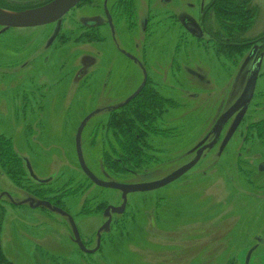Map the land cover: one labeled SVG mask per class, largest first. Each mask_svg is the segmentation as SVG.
I'll return each mask as SVG.
<instances>
[{"label":"rangeland","instance_id":"rangeland-1","mask_svg":"<svg viewBox=\"0 0 264 264\" xmlns=\"http://www.w3.org/2000/svg\"><path fill=\"white\" fill-rule=\"evenodd\" d=\"M13 1L16 6L5 1L6 8L21 11L19 6L46 0ZM202 1L171 0L177 11L193 19L199 18ZM101 4L84 0L56 25L0 36L2 253L12 264H264V172L258 171L260 164L264 167V139L242 144L239 137L242 123L264 121V110H256L263 105L254 103L255 98L236 130L240 119L227 120L219 140L198 160L201 142L213 140L215 122L245 82L248 68L234 65L241 51L227 48L224 60H218L191 40L171 58L172 44L163 35L147 52L146 63L132 61L123 54L140 58L141 47L133 49L139 33L135 24L129 26L121 16L118 33L111 35L105 19L95 18L102 15ZM250 5L256 16L248 32L237 36L256 41L264 33V0H251ZM83 18H95L102 26L84 33ZM210 24L214 26L212 20ZM94 34L98 41L91 40ZM95 47L101 54L89 56L86 52ZM23 63H28L26 69ZM30 67L33 81L21 77ZM142 69L151 83L159 84V97L166 103L160 104L168 114L158 118L141 98L123 107L140 84ZM193 72L200 81L191 77ZM208 72L210 87H205ZM258 78L255 94L264 90V57ZM113 81L121 87L112 86ZM193 93L196 100H190ZM136 103L148 108L149 120L168 129L153 132L157 138L147 140L150 150L135 157L118 154L109 164L103 154L109 137L101 128L89 136L90 124L111 119L117 133V117ZM77 139L86 167L99 179L119 184L158 180L194 164L168 186L130 193L124 203L120 191L98 187L84 174ZM132 143L136 148L138 140L131 136L129 154L135 153ZM15 152L27 156L35 177L47 182L26 188L24 172L15 168ZM37 190L43 197H37ZM124 222L126 230L120 228Z\"/></svg>","mask_w":264,"mask_h":264},{"label":"flooded vegetation","instance_id":"flooded-vegetation-1","mask_svg":"<svg viewBox=\"0 0 264 264\" xmlns=\"http://www.w3.org/2000/svg\"><path fill=\"white\" fill-rule=\"evenodd\" d=\"M9 2L11 5L16 6V1L13 0H0V9L1 10H10L12 12H24V11H30V10H35L38 9L48 3H50L53 0H46L44 2L34 4L33 7H24V6H19V10H12V9H7V2ZM92 1V0H91ZM110 1L107 2L105 0H102L101 4V11L102 15H97L95 18L98 19H105L104 20V25L106 28H108L109 33L112 35L117 32V24H118V19L122 16L124 19H121L123 22L127 23L129 26L135 24V28L138 30V42L135 43V46L133 49L134 51H137L139 47H141V55L139 59H136L132 55H127V53L124 51L123 56L127 58H131L130 60H136V61H141L146 63V54L149 50L152 48L154 49V41L159 40L161 38H164L167 40L168 43H171V58L176 55L177 53V48H179V45H186L184 46H189L191 45V40L195 41L196 43L200 44L202 50H205L206 52L212 51L213 54H211L212 58L214 59H223L224 60V54L222 51H226L227 48L229 49H235L241 51V54L239 58L237 59L238 62L234 63L235 66L238 68L244 69L248 68L247 75L245 78V82L240 87L239 92L236 93L235 97L233 98V101L229 103L228 107L226 110H224L223 113L220 114V116L224 113H226L232 106L237 105V109L233 112V114L227 119L229 120L230 118L235 119V123L240 119L239 123L235 125V130L236 128L240 125L241 120L247 116V110L249 105L255 100L254 103L263 105L259 109L256 110H264V90H261V92H257L255 94L256 90V84L258 81V77L263 65V57H264V33L258 36L256 41H251L248 40L250 39L249 37L246 36H237L241 33H247L248 29L250 28L249 22L253 20V18L256 16V12L254 8L250 5L251 0H203L202 5L199 8V18L198 19H193L192 17L188 15H184L183 12L177 11L176 8L172 6L173 2L171 0H108ZM84 3V0H81L77 5H75L72 9H70L63 17H61L59 20L46 24L43 26L39 27H29V28H11V27H2L0 26V36H2V33L5 31H11L15 32L17 34H22L23 30H37L41 29L44 27L52 26L58 24L60 21L65 19L69 14H71L75 9L80 7ZM244 3L245 5L243 6ZM9 7H12L8 5ZM241 6L244 9V14H243V19H241L240 25L237 29L232 26V21H235L237 18V13H239ZM219 7L218 9H216ZM119 11V12H118ZM118 12V13H116ZM132 15V16H131ZM241 17V18H242ZM85 19L83 18V24L82 28L85 30L83 31L84 33L88 32L89 30H92L94 28H97L98 26L101 27L102 23L101 21L97 19ZM101 19V20H102ZM210 20L214 22V26L210 24ZM243 20V21H242ZM101 24V25H100ZM242 28V29H241ZM171 31V35L169 37H166V33ZM160 32V33H159ZM179 32V34H178ZM65 33V31L63 32ZM88 34V33H87ZM81 35V34H80ZM204 37H206L204 39ZM95 38L98 41V36L94 34L91 36V40L94 42ZM156 38V39H155ZM62 41H65L64 37H61ZM117 41V39H116ZM60 42V41H59ZM140 42V43H139ZM201 42V43H200ZM118 43V41H117ZM121 43V42H120ZM88 45L92 43H86ZM259 44V47L256 48ZM184 46L180 49L183 51L186 49ZM191 47V46H190ZM220 50V56L216 55V51ZM84 51V50H83ZM190 52V51H189ZM90 53L89 56H97L100 55V51L95 47L93 49H89L88 52ZM84 53V54H86ZM205 56V54H202ZM228 59H231L227 56ZM234 59H231L232 61ZM236 61V60H234ZM28 63H23L21 65L22 69H26ZM238 64H241V66H238ZM183 67H186L185 65H182ZM32 67V66H31ZM31 67L28 68L25 72L22 73L21 77L25 78L27 81H33L36 78L35 72L31 70ZM220 67V66H219ZM224 67V66H223ZM201 71L205 73L204 67H198ZM199 71L198 69H196ZM194 74L191 75V77H194L198 79L197 76L200 77V75L197 72H193ZM111 73L110 71L107 73L105 79L106 84H110L108 81V76H110ZM255 80L254 84L252 87V90H246L247 84L251 76L255 75ZM83 74L79 73L77 78H81ZM86 75V73H85ZM197 75V76H196ZM209 76L210 73H207L208 79L205 80L206 83L204 84L205 87H210L208 86L209 82ZM35 77V78H34ZM141 82L137 86V88L134 90L133 94L131 97H128L122 104L123 107L129 106L130 104L134 103L137 99L142 100L145 105L148 104H153L154 105V111L156 113L157 111V105L160 106L162 113L158 116L161 117L164 113L168 114V111H165L160 103L166 104L163 99H161L159 96L161 95L160 93L162 92L160 89L159 84L156 83H151L149 80V74L147 71L142 69V75H141ZM87 78V77H86ZM85 78V79H86ZM116 83V84H115ZM112 86H117L118 88L121 87V83L119 81H116L111 84ZM103 86V85H102ZM123 86V83H122ZM138 91V92H137ZM137 94L135 95V93ZM113 93V92H112ZM120 92H115V94H119ZM117 97V95H114ZM193 97L190 98V100H196V96L193 93ZM110 99L112 98L109 95ZM164 98H167L166 96ZM170 100L172 99L171 97ZM195 98V99H194ZM13 103V102H12ZM13 105V104H12ZM152 107V105H151ZM144 110V109H143ZM259 114V113H258ZM257 114V115H258ZM256 115V114H255ZM219 116V117H220ZM218 117V119H219ZM128 118L133 121V123L137 126L138 132L134 128H131L129 130H126L124 132L117 131V133H114V128H111V119L102 122V121H94L90 124V129H89V136H92L93 130L96 128H101V131L106 132V136L109 138L106 140L107 144V149L103 151L104 154V159H108V163L112 164V160L117 161V156L118 154L121 155H130L132 157H135V155H138L137 152H146L150 150L151 144L147 142V140H153L152 138H157L155 135L156 133L153 134L147 127V122L145 120H137L135 117L131 116L129 114ZM217 119V120H218ZM175 120V119H174ZM227 120L223 123L222 128L224 124L227 122ZM34 122V121H33ZM246 122V121H245ZM144 123L145 125H142ZM216 123V122H215ZM34 124V123H33ZM110 124V125H109ZM243 124V129L240 131V139L242 141V144H247L252 140H261L264 139V121L262 120H250L246 122V124ZM215 125V124H214ZM43 127V126H41ZM155 127H160L161 130L155 129V131H162V129H168L164 128L161 124L156 125L154 123V128ZM97 130V129H96ZM173 130V129H172ZM98 131V130H97ZM98 131V133H100ZM87 135V136H88ZM100 136V135H99ZM135 138L138 140V145L135 148L134 144L132 143V148L133 152H136L134 154H129L126 152L127 148V141L130 140V138ZM171 137V134L169 135ZM161 138V136H158ZM256 138V139H255ZM215 137L213 138L212 141H214ZM98 140L101 141V138H98ZM219 140V138H218ZM211 141V142H212ZM204 145V142H201V146L199 147V154H198V160L202 157L204 152L210 148V143ZM120 143H122L125 147L121 148ZM141 143V144H139ZM204 145V146H203ZM163 148V147H161ZM141 149V150H140ZM152 149V148H151ZM121 152V153H120ZM125 152V153H123ZM31 153V152H30ZM33 153V152H32ZM102 154V156H103ZM108 154L111 156V158L108 157ZM15 168L17 172L22 171L25 174V187L29 188L33 186V183H37L34 181V178L30 175L29 169L33 172L34 168L29 160V158L19 152H15ZM135 159V158H134ZM79 162V161H78ZM190 163V162H189ZM187 163V164H189ZM85 164V163H84ZM80 165V163H79ZM86 166V165H85ZM106 168L108 170V164H106ZM81 167V166H80ZM89 169V168H88ZM177 171V170H176ZM258 171L259 172H264V167L262 164L258 166ZM1 172V171H0ZM91 172V171H90ZM189 171H186L181 177H184ZM2 175V173H0ZM169 176V175H168ZM96 177V176H95ZM167 177V176H166ZM164 177V178H166ZM52 178V177H51ZM99 179L98 177H96ZM164 178L158 179V180H152V181H144L140 183H126L128 184H145V183H152L156 182L159 180H162ZM178 178V179H179ZM104 182H111V181H106L99 179ZM174 182V181H173ZM125 184V183H124ZM165 186H168L165 185ZM164 187V186H163ZM162 188V187H161ZM160 189V188H158Z\"/></svg>","mask_w":264,"mask_h":264},{"label":"water","instance_id":"water-1","mask_svg":"<svg viewBox=\"0 0 264 264\" xmlns=\"http://www.w3.org/2000/svg\"><path fill=\"white\" fill-rule=\"evenodd\" d=\"M81 0H53L50 3L35 9L26 11L23 13H7L0 9V26L2 27H11V28H29V27H39L46 24L53 23L63 17L70 9H72L75 5H77ZM256 74L251 76L247 84V91L252 90L254 80ZM138 92V91H137ZM135 93V95L137 94ZM237 105L232 106L226 113L222 114L219 119L216 121L213 130L215 131V139L209 145L212 147L216 141L218 140L219 133L222 129L223 123L233 114V112L237 109ZM233 132V130L231 131ZM230 132V133H231ZM228 135H231V134ZM77 145V154L79 157V163L81 166L82 171L84 174L91 180L93 184L101 188L113 189L118 190L122 194V198L124 199L128 194L134 192H144L155 190L161 188L181 177L186 171H188L194 162H190L179 168L177 171L173 172L166 178L152 182V183H145V184H119L115 182H104L95 177V175L90 172V170L85 166L84 161L81 157V152L79 150V140L76 141ZM30 175L34 178L35 181L38 183H46L47 180H41L35 177L33 172L29 169ZM124 205V204H123ZM114 209L113 211H115ZM260 238L257 239V242H260ZM257 246H254L252 249L249 250L246 261L249 260L251 253L255 250Z\"/></svg>","mask_w":264,"mask_h":264},{"label":"trees","instance_id":"trees-1","mask_svg":"<svg viewBox=\"0 0 264 264\" xmlns=\"http://www.w3.org/2000/svg\"><path fill=\"white\" fill-rule=\"evenodd\" d=\"M243 4V6L245 5L244 3H242ZM219 7H217L216 9H218ZM243 14H244V9H243V7L241 6V8H240V11H239V13H237V18L235 19V21H232V26L234 27V29L236 28H238L239 26H241L240 25V23H242L241 22V19H243ZM242 17V18H241ZM243 21V20H242ZM242 29V28H241ZM139 101V100H138ZM149 106H151L152 105V107H151V109L154 111V105L153 104H148ZM128 109V111H126L125 110V112H123V111H121V114H119V116L120 117H117V120H118V122H116L118 125V131H119V133L120 132H124V131H126V130H129L130 129V127L131 128H134L135 130H136V132H138V128H137V126L133 123V121L132 120H130L129 118H128V116H129V114L131 115V116H133V117H135L137 120H145L146 122H147V127L149 128V130L151 131V132H155V128H154V118L153 119H151V120H149V118H148V116H151L149 113H150V111L148 110V108L146 107V108H144L142 105H137V103H136V105H135V107H133V108H127ZM144 109V110H143ZM162 113V110H161V108L157 105V111H156V115H160ZM112 123V122H111ZM110 123V124H111ZM109 124V125H110ZM120 147L121 148H123L124 147V145L122 144V143H120ZM123 153H125V152H123ZM136 153V152H135ZM136 156V155H135ZM107 167V166H106ZM35 181V180H34ZM35 182H37V181H35ZM38 183V182H37ZM42 184H44V183H42ZM41 183H39V185H42ZM75 189V188H74ZM72 191V193L71 194H73V193H75L73 190H71ZM58 192V194H57V196L60 198L61 196V192H59V191H57ZM39 193V194H38ZM40 193H41V197H43V193H42V191H38L37 190V192H36V195H37V197H39L40 196ZM103 207V206H102ZM117 222V221H116ZM124 227L123 226H121L120 228L121 229H124V230H126L127 229V227H126V222H124ZM118 228V227H117ZM174 253H181V252H174ZM0 264H12V262H10L8 259H6V257H5V255L2 253V251H1V248H0Z\"/></svg>","mask_w":264,"mask_h":264}]
</instances>
